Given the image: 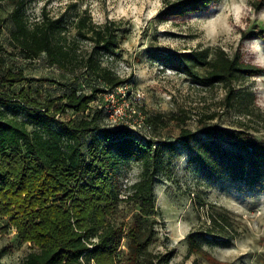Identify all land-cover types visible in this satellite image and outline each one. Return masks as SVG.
Here are the masks:
<instances>
[{
    "label": "trees",
    "instance_id": "trees-1",
    "mask_svg": "<svg viewBox=\"0 0 264 264\" xmlns=\"http://www.w3.org/2000/svg\"><path fill=\"white\" fill-rule=\"evenodd\" d=\"M5 0H0V4ZM13 9L7 19L0 15V34L8 24V44L0 43V214L13 218L22 242H31L26 264H121L122 240L128 239L124 264H170L175 250L153 253L157 239L155 186L160 174L171 172L166 152L174 143L161 137L169 127L166 115L147 117L145 122L159 139H147L130 128L105 127V95L131 83L111 67L124 39L115 20L97 23L88 10L68 6L51 15L43 9L37 20L26 15V0H9ZM218 0H164L157 15L161 22L203 16ZM69 12H74L69 16ZM45 62L61 72L66 81L55 84L61 92L45 96L30 83L23 71L9 66L13 59ZM155 60L209 86L222 85L226 104L242 120L256 113V95L236 89L235 84L257 77L263 69L253 58L230 57L210 48L190 52L160 53ZM83 83L85 89H79ZM23 108L24 119L8 114V107ZM218 114L207 116L215 120ZM170 121L178 128L181 143L196 141L193 160L210 180L231 177L233 181L264 183V140L247 131H218L204 125L201 142L186 121L175 114ZM244 124V123H242ZM228 143L224 147L220 141ZM131 161L141 165L139 180L121 197L122 168ZM194 194V193H191ZM199 218L198 230L187 238L188 254L204 256L205 242L227 247L237 237L234 215L199 194L193 197ZM133 204L137 211L128 227L111 222L121 205ZM203 211V212H202ZM19 217L16 219V217ZM3 251H0V264Z\"/></svg>",
    "mask_w": 264,
    "mask_h": 264
},
{
    "label": "rangeland",
    "instance_id": "rangeland-1",
    "mask_svg": "<svg viewBox=\"0 0 264 264\" xmlns=\"http://www.w3.org/2000/svg\"><path fill=\"white\" fill-rule=\"evenodd\" d=\"M78 10L88 9L97 23L108 20L120 22L124 39L120 56L116 61L106 58L111 67L123 79H132L110 98L105 95L104 104L94 103L104 109L105 127L131 130L139 135L159 139L152 130L144 126L150 115H166L169 127L161 137L174 143V150L167 151L171 159V172L160 174L155 186L157 199V239L151 245L153 253L176 251L170 264H264V183L250 184L233 181L231 177L210 180L205 171L194 162L196 141L181 143L178 128L185 124L171 122L169 115L175 114L186 121V127L196 132L198 142L205 135L198 128L201 120L208 128L239 133L247 131L264 140V0H218L203 16L186 22H161L157 15L164 7V0H26V15L37 20L43 9L58 16L68 6ZM13 9L9 0L0 4V15L7 19ZM73 16L74 12H69ZM8 24L0 34V43L11 50L8 44ZM210 48L222 50L230 57L253 58L263 69L257 77L235 84L236 89L250 91L256 95V113L252 120L245 121L226 104V89L222 85L209 86L200 80L179 71L166 68L155 60L160 53L190 52ZM9 66L24 72L31 81L15 86L34 85L41 87L46 96H57L61 92L55 81H66L61 72L49 66L44 59L21 61L14 58ZM79 89H85L83 83ZM111 94L113 92H110ZM10 116L24 119L23 108L8 107ZM217 113L215 120L207 116ZM244 123V124H242ZM220 143L228 147L223 140ZM141 165L131 161L122 168L120 179L121 197L125 198L130 187L140 178ZM194 193V194H191ZM199 194L209 202L228 209L236 222L238 235L230 245L223 247L214 241L205 242L204 256L187 257V238L192 230H198L205 220L199 218L193 197ZM137 208L124 203L120 211L111 217V222L128 227ZM203 212V211H202ZM21 216L16 217L18 219ZM128 239L122 240L119 261L124 264L128 252ZM31 242H22L13 218L0 214V251L5 264H26L31 251L36 250Z\"/></svg>",
    "mask_w": 264,
    "mask_h": 264
},
{
    "label": "built area",
    "instance_id": "built-area-1",
    "mask_svg": "<svg viewBox=\"0 0 264 264\" xmlns=\"http://www.w3.org/2000/svg\"><path fill=\"white\" fill-rule=\"evenodd\" d=\"M115 92H117V91H115ZM115 92H113L112 94L110 93V92H108V96L110 97V98H113L114 97V93ZM144 126L147 128V129H150L151 130V127L144 121ZM125 128H130L131 129V123H130V125L129 126H127V127H125ZM143 136V135H142ZM145 138H147V139H151L150 137V134L148 135H145L144 136Z\"/></svg>",
    "mask_w": 264,
    "mask_h": 264
}]
</instances>
